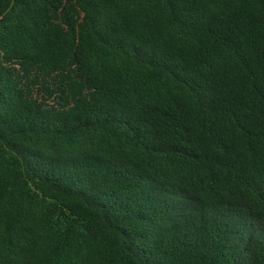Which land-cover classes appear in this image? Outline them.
Masks as SVG:
<instances>
[{"label":"trees","instance_id":"trees-1","mask_svg":"<svg viewBox=\"0 0 264 264\" xmlns=\"http://www.w3.org/2000/svg\"><path fill=\"white\" fill-rule=\"evenodd\" d=\"M0 264H264V0H0Z\"/></svg>","mask_w":264,"mask_h":264}]
</instances>
